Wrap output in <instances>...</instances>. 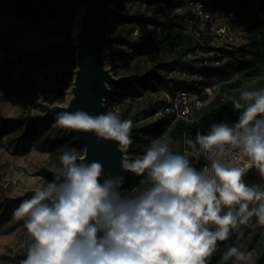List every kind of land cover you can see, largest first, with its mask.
<instances>
[{
	"label": "clouds",
	"instance_id": "1",
	"mask_svg": "<svg viewBox=\"0 0 264 264\" xmlns=\"http://www.w3.org/2000/svg\"><path fill=\"white\" fill-rule=\"evenodd\" d=\"M259 79L250 78L232 100L238 113L233 125L213 123L206 134L197 130L195 140H185L193 149L199 146L209 166L197 169L187 152H173L171 139L164 138L151 140L142 157L122 161L125 172L151 185L138 195L122 193L124 175H105L98 161L85 163L64 152L53 179L31 188L32 195L14 209L30 241L20 264H208L217 241L234 233L238 243L242 225L264 228V190L244 182L253 167L264 178ZM132 126L115 112L92 116L79 109L58 112L53 124L116 141L119 151L133 143ZM234 149L247 158L243 166L224 162ZM226 247L224 258L254 264L252 251Z\"/></svg>",
	"mask_w": 264,
	"mask_h": 264
},
{
	"label": "rangeland",
	"instance_id": "2",
	"mask_svg": "<svg viewBox=\"0 0 264 264\" xmlns=\"http://www.w3.org/2000/svg\"><path fill=\"white\" fill-rule=\"evenodd\" d=\"M25 2L0 0V264H20L26 258L30 241L24 221L13 215L14 209L32 195L31 188L51 181L44 170L56 173L61 167L59 158L64 152H73L80 158L84 154V147L69 132L70 140L56 150L48 140L57 128L53 127L55 118L44 116L42 99L51 104L66 102L69 72L75 68V63L63 52L67 34L58 31V24L35 19V12L30 13L33 7L27 9V13L18 14L16 9ZM175 3L176 7L183 8V13L168 16L167 11L171 8L166 0H119L118 14L112 22L110 35L128 38L134 18L154 17L165 22L171 20L174 22V32H191L195 44L192 50L183 55L182 64L172 71L158 69L159 64L169 62L170 58H164L156 52L147 55L123 54L111 60V65L117 66L118 76L142 77L155 70L152 84L157 89L137 88L125 102V108L120 104L111 108L122 120H128L123 116L124 111H128V118L132 119L130 138L133 143L127 147L129 160L142 157L151 140L170 139L169 132L174 120L160 134L152 127L156 121L144 120L154 106L163 103L167 92L182 86L193 87V74L205 68H210L214 81L220 78L213 71L214 67L237 75L236 60L228 54L220 57L222 53L218 49L229 50L237 58L245 59L251 58L258 50L259 47L253 44L255 39L264 42V7L261 3L258 4L262 23L256 37L247 26H241L236 17L224 21V16L229 13L226 7L214 11H211L214 6L209 8L216 24L227 23L229 29L226 36H218L203 27L201 20H193L192 23L184 20L189 14L191 0H176ZM78 8V4L68 8L60 22L76 15ZM169 28L167 25L159 29L167 32ZM193 30L201 32L202 43L206 44L207 49L197 45L198 37ZM109 49L115 50L113 43H109ZM205 81L210 80L205 77ZM196 95L199 94L194 90L192 97ZM186 139L172 141L171 150L179 154L187 152L188 156L197 154L195 164H199L202 160L200 150L186 144ZM247 178H244L246 184ZM258 186L259 190H264V181ZM253 206L249 205L250 208ZM236 246L244 252L252 251L254 264H264V229L244 232ZM227 250L216 264H242L235 257L224 258L223 254Z\"/></svg>",
	"mask_w": 264,
	"mask_h": 264
},
{
	"label": "trees",
	"instance_id": "3",
	"mask_svg": "<svg viewBox=\"0 0 264 264\" xmlns=\"http://www.w3.org/2000/svg\"><path fill=\"white\" fill-rule=\"evenodd\" d=\"M194 1H200L204 3L208 10L210 7L214 6L213 10L211 9V11H214L220 7H226L228 12H232L235 15L238 23L241 26H247L248 29L254 33L253 36L256 37L257 33L260 32L259 28L262 21L258 3H261L260 5L264 7V0H191V2ZM175 2L176 0H166V3L169 4H167L169 8H175ZM231 3L233 4L230 6ZM73 6H75V4L72 2H67L60 7H55L53 6L51 0H26V2L16 10L18 11V14L25 11V13H27L29 11L27 9L33 7L30 13L35 12V19L39 21L48 20L49 22H55L58 24V31L65 32L67 34V39L63 44V52L69 57L71 61H74L76 51L72 47V31L75 15H72L71 18L65 22H60L65 11ZM135 22H150L155 28L149 33L143 34L138 39L137 44L134 46L133 52L128 53L113 50L111 54V60L123 54L147 55L152 52H156L164 56V58H170L169 62L159 64L157 66L158 69H167L172 71L182 64L183 55L194 48L195 44L193 45L192 42V33L189 31L186 32L185 30L174 32V22L171 20L169 22H165L162 21L161 18L154 17L144 19L134 18L133 24ZM133 24L131 26V31ZM167 25L170 27L169 31L165 32L159 29L160 27H166ZM207 30L209 31L208 28ZM202 39L203 36H201L200 40L197 42L199 47H201ZM125 41H127V38L112 37L109 43L114 44ZM253 44L259 47L258 50L253 53L251 58L245 59L237 58L235 54L229 50L218 49V51L222 53L220 57H225L228 54L236 60L235 69L237 70V75L233 76L223 68L214 67L213 71L216 74H219L220 77L219 80L217 79L214 81L212 75L210 74V68H205L199 71L202 72L204 78L206 77L210 80L208 82L204 81L205 84H217L215 95L212 98H209L207 95H202L201 97L206 103L202 108L193 113L190 120L176 119L173 115H166L156 122H153L152 127L156 130V132L160 134L163 129H165L170 124V122L174 120L175 123L169 132L171 141H176L178 138L195 140V134L197 130H199L202 134H206L210 130V125L213 123L224 122L230 126L233 125L238 119V113L233 108L232 100L239 98L240 90L250 82V78L259 77V82L255 87L257 89L264 88V42H262V40L255 39ZM202 48L207 49L206 44L203 43ZM116 67V65L113 66V71L117 75ZM154 71L155 70L142 77L130 76L119 84L113 85L111 93L107 96L105 113L112 112L111 108L116 104H120L122 108H125L127 105L125 102L130 96H132L133 91L137 88L141 90H148L151 87L153 89H157L156 86H153L152 84L154 77L153 73H155ZM69 73L70 82L72 80L73 73ZM159 105L157 104L152 108L151 114L153 110ZM128 113V111H124L123 116L125 119L132 121V119L128 118ZM48 140L52 148L56 150L66 141L70 140V138L68 136L67 130H61L57 128L55 132L49 136ZM197 148L199 149V146H197ZM200 154L202 155L201 151ZM196 158L197 154H191L189 156L191 164L197 169H200L207 160L202 155L201 162L199 164H195ZM44 173L50 180L53 179L55 174L47 169L44 170ZM246 176H248L247 181L249 186L258 185L261 181H264V178L259 175L258 170L254 167L249 170V172L245 175V178ZM143 178V176H137L134 173L128 172L125 178V184L123 186L122 193L134 196L138 195L143 189L150 187L151 185L148 183L143 185L139 183V180ZM241 227L244 228V232H255L256 230L264 229L261 227L248 228L243 225ZM241 239L242 238H240L239 241ZM237 244V236L234 233H230V237L226 241H217L216 251L211 255V257L208 258V264L217 263L222 253L227 249L226 245L236 246Z\"/></svg>",
	"mask_w": 264,
	"mask_h": 264
},
{
	"label": "water",
	"instance_id": "4",
	"mask_svg": "<svg viewBox=\"0 0 264 264\" xmlns=\"http://www.w3.org/2000/svg\"><path fill=\"white\" fill-rule=\"evenodd\" d=\"M53 6L60 7L67 2L78 4L73 21L72 47L75 49V68L69 82L64 104H51L42 99L45 117L55 118L61 111L83 110L92 116L105 113L107 96L112 86L130 76H118L111 65L112 51L109 42L114 16L118 14L119 0H51ZM84 147L81 159L85 163L98 161L103 172L124 175L122 161L129 160L128 148L117 150V142L98 138L94 132L67 130Z\"/></svg>",
	"mask_w": 264,
	"mask_h": 264
},
{
	"label": "built area",
	"instance_id": "5",
	"mask_svg": "<svg viewBox=\"0 0 264 264\" xmlns=\"http://www.w3.org/2000/svg\"><path fill=\"white\" fill-rule=\"evenodd\" d=\"M177 13L182 14V7L171 8L167 11V15H175ZM231 17H235L232 12H229L224 16L223 20L227 21ZM184 20L188 23H192L193 20H201L203 27L208 28L209 31L215 32L218 36H226L228 34L227 23L222 25H217L216 21L213 19L211 12L205 7V4L200 1H194L190 3V11ZM155 27L150 23H137L135 22L132 27V31L125 42L114 43L115 50L120 52H133L134 46L137 44L138 39L146 33H149ZM194 34L197 35L198 40H200L201 32L193 30ZM201 47L203 43L201 41ZM219 65L220 62L218 61ZM194 78L193 87L182 86L173 89L165 94V99L162 104L157 106L152 114L147 116L145 121H157L166 115H173L176 119L190 120L193 113L205 105V100L202 99V95H207L209 98L214 96L217 84H205V78L202 72L195 73L192 76ZM195 90L199 95L192 97V92ZM225 163H229L235 166H243L247 162L246 157H242L238 149H234L233 152L225 157ZM210 162L206 161L200 169L209 166ZM251 169V168H250ZM244 174L249 172V170Z\"/></svg>",
	"mask_w": 264,
	"mask_h": 264
}]
</instances>
